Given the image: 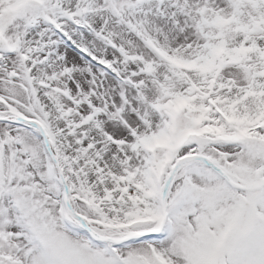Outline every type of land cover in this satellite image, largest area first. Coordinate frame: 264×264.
<instances>
[{
  "label": "snow or ice",
  "instance_id": "1",
  "mask_svg": "<svg viewBox=\"0 0 264 264\" xmlns=\"http://www.w3.org/2000/svg\"><path fill=\"white\" fill-rule=\"evenodd\" d=\"M0 264H264V0H0Z\"/></svg>",
  "mask_w": 264,
  "mask_h": 264
}]
</instances>
